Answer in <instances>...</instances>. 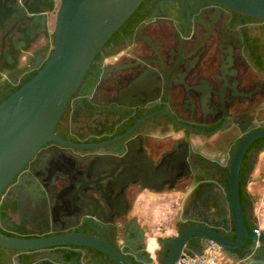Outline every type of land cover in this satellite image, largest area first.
<instances>
[{"label":"flooded vegetation","instance_id":"1","mask_svg":"<svg viewBox=\"0 0 264 264\" xmlns=\"http://www.w3.org/2000/svg\"><path fill=\"white\" fill-rule=\"evenodd\" d=\"M44 2L36 1L35 25L17 40L28 54L29 73L36 71L37 59L47 61L54 50L59 0ZM140 6L97 54L70 98L55 129L62 141L45 142L0 194L1 234L39 239L83 233L108 241L141 264L157 262L159 238L173 236L161 228L152 255L148 228L132 214V201L154 191L144 188V176L167 167L174 153L186 160L184 177L173 188L167 180L163 191L181 194L176 232L180 221L193 217L192 225H199L212 216L208 208H218L214 200L222 191L208 182L217 181L198 177L210 172L208 163L215 166L214 176L227 174L242 140L264 129V20L213 0H144ZM13 55L18 66L20 54ZM129 157L135 174L124 178ZM82 184L96 204L82 201ZM122 195L127 213L120 206ZM226 215L224 207L225 230L219 231L235 240ZM195 242L202 239L195 236L190 243ZM250 249L264 259L263 244ZM74 263L117 264L84 246L35 251L0 246V264Z\"/></svg>","mask_w":264,"mask_h":264},{"label":"water","instance_id":"2","mask_svg":"<svg viewBox=\"0 0 264 264\" xmlns=\"http://www.w3.org/2000/svg\"><path fill=\"white\" fill-rule=\"evenodd\" d=\"M36 1L40 0H0V64L5 59L13 63L12 47L19 52L20 58L28 56L17 40L24 29L35 25L37 10ZM144 0H59L54 24L55 44L52 57L37 59L32 69L37 73L18 90L0 103V194L14 179L16 174L29 162L38 149L48 140L62 141L56 134V126L65 108L82 83L86 73L97 54L115 32L134 14ZM220 5L264 20V0H213ZM55 0H45L44 4ZM0 74L10 79L14 85L19 80L11 79L9 73L0 66ZM264 138V129L248 134L237 147L230 165L228 175L229 190L213 181L221 191L217 209L208 208L212 216L204 217L199 225L184 228L173 238L170 250L162 264H178L186 251L200 254L207 241H212L237 264H264L262 255L255 256L252 249L246 253L252 257L242 259L234 253H241L247 240L264 245V233H250L246 224L240 199V171L243 157L250 144ZM128 147V146H127ZM127 158V157H125ZM179 153H174L168 159V166L159 171L145 175L147 185L144 188L162 191L167 180L173 186L184 177L183 162ZM212 162L220 164L219 161ZM108 163V162H107ZM103 162V165H107ZM111 164V163H110ZM123 164L124 178L135 174L134 159L129 157ZM112 165V164H111ZM102 171H104L102 169ZM81 199L91 205L97 203L90 188L80 186ZM96 192H102L96 189ZM120 206L125 213L129 208L124 195L120 198ZM227 209L225 218L233 222L236 239L232 240L219 229L223 208ZM186 220L196 221L193 217ZM202 239L201 246L195 248L188 240L193 237ZM0 246L12 249L35 251L56 246H79L98 250L117 264H141L134 261L123 250L111 245L108 241L83 233H68L39 239H17L0 233ZM264 253V252H262ZM152 264V261L146 262ZM77 264V263H74ZM221 264V263H217Z\"/></svg>","mask_w":264,"mask_h":264},{"label":"crops","instance_id":"3","mask_svg":"<svg viewBox=\"0 0 264 264\" xmlns=\"http://www.w3.org/2000/svg\"><path fill=\"white\" fill-rule=\"evenodd\" d=\"M12 53L16 50L12 47ZM18 52V51H17ZM28 66L26 56L18 61V67ZM248 189L254 198L255 220L257 228L264 233V152L260 154L259 161L251 175ZM132 214L148 228V238L152 239L151 245L158 249L157 237L160 229H164L167 236H175L174 220L180 211L183 202L179 191H143L133 199ZM178 233V232H177ZM163 236V235H162ZM218 263L236 264L228 251H220Z\"/></svg>","mask_w":264,"mask_h":264},{"label":"trees","instance_id":"4","mask_svg":"<svg viewBox=\"0 0 264 264\" xmlns=\"http://www.w3.org/2000/svg\"><path fill=\"white\" fill-rule=\"evenodd\" d=\"M137 11H138V9L135 11V13ZM118 33H119V30L113 34V36L110 38V40L115 38L118 35ZM52 55H53V51L50 54L48 60L52 57ZM0 66L4 71L9 73V76L11 79L19 80L18 85H14L10 81V79L5 78V77H3V75L0 74V103L3 100H5L8 96H10L12 93H14L16 90H18L23 84H25L27 81H29L37 73V71H33L30 73L26 72L28 66L18 67L17 62L9 64L5 60H3L0 64ZM263 151H264V138H261L257 141H254L249 146V148L247 150V153H246L245 158L242 162L241 171H240L241 206L243 209V214H244L246 224L252 233H254L255 229H257V225H256V220H255L254 198L248 189V185H249L251 175H252V173H253V171H254V169H255L258 161H259L260 154ZM205 168L208 169V171H210V172H208V174H206V175H202V176L198 177V180L212 179V180L217 181L226 191L229 190L228 175L230 173V168L227 169V174H223L219 177H216L213 175L214 172L212 169L215 168V166L212 165L211 163H208L205 166ZM191 225H192V222H190V221H187V222L180 221L177 224V232H181L184 228L191 226ZM173 238L172 239H167L165 237L159 238L160 242L162 243V248L157 251L158 261L154 262L152 264H162L163 263V261L165 260L167 254L170 250ZM191 240H192V238H190L188 241L190 242ZM253 243L254 242L248 241L246 243V245L243 247V250L237 251V252L246 253L247 250L252 246ZM200 246H201V244L199 242L194 245L195 248H199Z\"/></svg>","mask_w":264,"mask_h":264},{"label":"built area","instance_id":"5","mask_svg":"<svg viewBox=\"0 0 264 264\" xmlns=\"http://www.w3.org/2000/svg\"><path fill=\"white\" fill-rule=\"evenodd\" d=\"M255 233L260 234L261 231L257 228ZM257 245L259 246L260 243L257 242ZM203 247L204 249L200 254H197L194 250L186 251L178 264H217L219 256L222 254L218 252L223 249L212 241H207Z\"/></svg>","mask_w":264,"mask_h":264},{"label":"rangeland","instance_id":"6","mask_svg":"<svg viewBox=\"0 0 264 264\" xmlns=\"http://www.w3.org/2000/svg\"><path fill=\"white\" fill-rule=\"evenodd\" d=\"M174 233L177 235V232H176V231H174ZM176 235H175V236H176ZM152 242H153L152 239L149 237V238H148V243H149L150 253H151L152 255H154V252H155L156 248H155L154 245H153V246L151 245Z\"/></svg>","mask_w":264,"mask_h":264}]
</instances>
